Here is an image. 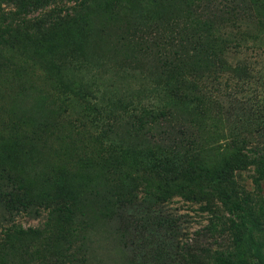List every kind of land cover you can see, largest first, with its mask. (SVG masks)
<instances>
[{"label":"rangeland","instance_id":"obj_1","mask_svg":"<svg viewBox=\"0 0 264 264\" xmlns=\"http://www.w3.org/2000/svg\"><path fill=\"white\" fill-rule=\"evenodd\" d=\"M229 1L0 0V264H185L187 239L231 247L204 232L214 213L150 196L138 170L197 179L225 217L209 191L249 192L257 212L230 218L238 264H264V169L242 164L264 143V0Z\"/></svg>","mask_w":264,"mask_h":264},{"label":"trees","instance_id":"obj_2","mask_svg":"<svg viewBox=\"0 0 264 264\" xmlns=\"http://www.w3.org/2000/svg\"><path fill=\"white\" fill-rule=\"evenodd\" d=\"M228 4L232 5L233 10L235 9L236 11L245 14V11L242 9L243 4L241 0H231ZM242 164L244 168H256L258 170L257 173L260 174L261 170L264 169V143L255 144L247 148L243 154ZM134 176L137 179L136 183L146 191L147 194L149 193L150 196L159 198L161 201H168L173 197H180L190 202H197L201 204L200 207L206 212L208 211L210 214L214 213V215L211 216L212 219L207 220V224L204 226V232L210 233L214 231L215 227H219V231H229L233 234L231 247L221 250H209L208 247H202L197 244L196 238L187 239L178 248L179 256L185 264H238L240 255L239 242L242 240V237L240 236L241 222H236L234 219L232 220L230 218L234 209L241 210V208L247 207V205L250 210L253 209L257 212L258 209H255V203L249 198L251 195L249 192L245 191L242 187H239V193L236 200H232L230 194H227L225 190H223L222 193L215 192L214 189L209 191L210 198L214 197L215 200L219 202L218 206L223 207L224 209L227 208V214L229 217H225L222 213L220 215H215V211H212L214 204L207 205L203 203L204 201L202 199H208L209 195L204 193L205 190L203 186L195 178L187 176L182 177L179 175L178 180L176 177H164L162 179L158 178V175H147L145 172H140L139 170L135 172ZM193 198L195 199L193 200ZM43 230V227H39L20 229L17 232L18 235L35 236Z\"/></svg>","mask_w":264,"mask_h":264}]
</instances>
